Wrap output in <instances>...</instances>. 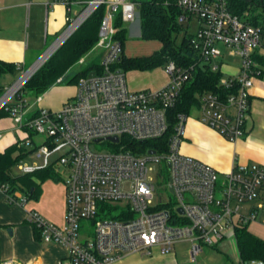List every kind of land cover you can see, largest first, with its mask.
I'll list each match as a JSON object with an SVG mask.
<instances>
[{
    "label": "built area",
    "instance_id": "obj_1",
    "mask_svg": "<svg viewBox=\"0 0 264 264\" xmlns=\"http://www.w3.org/2000/svg\"><path fill=\"white\" fill-rule=\"evenodd\" d=\"M60 2L68 11L70 25L66 34L73 27L75 31L98 7L105 6L97 43L102 50L100 66L79 79L76 95L60 110L40 109L35 117L24 122L18 117L24 108L23 99L9 109L11 116L18 118L19 131L27 128L45 137L41 143L28 135L21 137L19 146L31 150L25 158L34 153L41 164L25 163L24 158L17 164V171L31 173L54 165L59 173L65 174V224L59 226L37 211L28 212V220L45 242L67 250V257L55 264H114L132 253L151 256L155 247L169 253L180 242L191 244L190 256L195 261L203 246L215 247L226 237H235L237 227L252 222L264 224V165L236 163L230 172L221 175L210 165L180 152L185 124L193 109L198 110L202 124L228 141L235 142L245 136L251 89L255 77L262 73L256 55L264 48V28L232 14L225 0H176L183 10L180 23H189L194 18L200 22L192 40L200 55L199 62L220 70L217 60L222 56L220 45H223L230 49L231 55L241 58V65L238 74L223 76L220 81L229 93L202 94L198 106L190 113H178L173 132L163 143L171 128L168 112L192 77L191 69L170 61L165 68L169 75L165 86L130 89L127 72L115 68L124 49L115 37L114 20L118 13L127 25L138 20L137 4L132 0H96L90 5L92 11L84 10L74 18V0ZM124 135L138 141L161 139L157 145L159 151L150 149L138 154L122 147L112 152L92 149L94 143L118 144ZM113 136L119 141L106 140ZM97 139L102 140L96 142ZM165 164L169 182L164 186L172 188L175 203L162 195L156 199L152 172L158 166L157 175L164 179ZM221 177L224 179L219 183ZM0 190L8 203L26 204L24 195H11L5 186H0ZM106 204L120 209L110 210ZM82 220L92 221L94 227L93 236L83 242L79 234ZM240 264L263 263L251 260Z\"/></svg>",
    "mask_w": 264,
    "mask_h": 264
},
{
    "label": "crops",
    "instance_id": "obj_2",
    "mask_svg": "<svg viewBox=\"0 0 264 264\" xmlns=\"http://www.w3.org/2000/svg\"><path fill=\"white\" fill-rule=\"evenodd\" d=\"M88 1L91 0H74L72 16L77 14V10L85 6ZM67 18L66 5L60 0H0V60L23 68L37 58L49 40L53 42V45L66 31L69 25ZM137 23L138 26L135 29L130 28V31L141 37L139 20ZM127 28L129 30V25ZM256 61L262 73L255 77L254 86L251 89L250 111L244 137L235 142L228 141L218 132L202 124L198 118H189L185 124L180 152L210 165L221 175L230 172L236 163L264 165V48L257 52ZM222 64L223 62H220V70L227 76L238 74L241 65L240 63L238 68L231 71ZM157 69L162 67L153 69L158 71L155 73V76L159 75L158 80H146L147 76H154L152 70H148L151 73L140 70L128 71L127 74L132 73L131 79L138 80L133 90L159 89L165 86L169 77L165 73L164 78H160L162 71ZM74 95L75 91L72 89L64 94L59 104L51 106L56 111L60 110L66 100L73 98ZM42 108L53 110L48 107ZM12 131L16 133V139L12 138ZM0 132L4 134L0 137V151L15 143L18 138L25 136L21 130H18V126L14 127L11 120L7 118L0 119ZM43 184L39 198L34 199L36 202L31 205H29L31 199H28L26 204L8 203L5 194L0 190V264L11 261L16 264H55L58 260L67 257L68 252L64 247L45 242L28 220V212L31 210L37 211L54 224L61 222L65 216V185L57 190L56 204L59 211L51 212L43 209L38 203L45 191ZM63 222L65 224L64 220ZM252 223L264 226L261 222ZM255 235L264 239V233ZM190 249L189 242H180L169 253L164 254L155 247L151 256L132 253L118 259L114 264H212L213 259L217 264H240L241 262L238 245L233 235L226 237L215 247L203 246L195 261L191 260ZM216 251L222 253L224 257L221 258L222 260L216 257Z\"/></svg>",
    "mask_w": 264,
    "mask_h": 264
},
{
    "label": "trees",
    "instance_id": "obj_3",
    "mask_svg": "<svg viewBox=\"0 0 264 264\" xmlns=\"http://www.w3.org/2000/svg\"><path fill=\"white\" fill-rule=\"evenodd\" d=\"M137 4L138 20L141 29V39L155 40L161 43V48L149 56H127L124 52L115 64V68L123 71H148L159 67H165L170 61L175 62L183 69H191L192 77L186 82L180 92L177 104L168 112L171 123L170 131L163 138L166 143L176 117L180 112L190 113L193 107L199 104V98L207 92L227 95V91L221 86L220 81L224 74L220 70H213L210 64L200 63L198 50L193 46L194 34H189L179 17L183 14L182 8L176 0H132ZM228 10L242 20L259 25L264 28V0H225ZM105 14V6L102 5L93 11L89 17L72 33V35L53 53V55L31 76V78L19 89L14 98L0 109V118L10 116L9 109L13 103L23 99L27 91L37 96L44 94L50 88L62 80L68 71L87 53L97 47L99 30ZM114 26L117 30L116 38L122 42L123 49L127 39L128 28L118 13ZM184 32L178 42L177 35ZM99 63L93 61L80 72L68 79V83L75 84L78 79L87 76L91 69L98 68ZM193 67V68H192ZM20 69L14 63L0 60V79L4 75L15 74ZM4 87L0 85V98ZM39 110L32 115V118ZM29 134V135H28ZM31 138L34 132L29 131ZM161 139L138 141L129 136H122L116 145V151L121 147L131 153H146L150 149H156ZM22 138L0 151V186L7 187V193L17 196L24 195L28 199L39 198L42 184L47 180H58L59 172L54 165L36 170L31 173H15L17 164L23 160L31 150L19 146ZM109 144H112L108 142ZM163 150L166 149L164 146ZM110 210L117 209V205L106 204ZM119 218L120 216H114ZM235 239L238 245L241 262L251 260L261 261L264 264V239L249 231L248 226H240L235 230Z\"/></svg>",
    "mask_w": 264,
    "mask_h": 264
},
{
    "label": "rangeland",
    "instance_id": "obj_4",
    "mask_svg": "<svg viewBox=\"0 0 264 264\" xmlns=\"http://www.w3.org/2000/svg\"><path fill=\"white\" fill-rule=\"evenodd\" d=\"M88 5H89V1L87 2V4L85 6H83L80 9H78L77 10L78 11L77 15L75 14L76 16L74 15L73 17L77 18V16H79L88 7ZM121 9L122 8L120 7L118 11L120 12ZM69 25L67 26V28L69 27ZM128 25H129V30H128L127 39H126L125 46H124V53L126 55H129V56H147V55H151L155 50L160 49L161 44L158 41H155V40H144V39H141L140 36H137V35L131 33L130 28L135 29L138 26L137 21L136 22H132V23H130ZM184 27L187 29V32L189 34H196L198 32V30H199L200 22L194 18V19L190 20L189 23L185 22L184 23ZM183 35H184L183 31L178 33V35H177V41L178 42L182 39ZM52 43L53 42L51 40H49L47 46H45L42 49V51L37 56V58H35V60H33L32 62H29L28 64H26V66H24L23 68H20V70L17 73L8 74V75H4V76L1 77L0 85H2L4 87L3 95L5 93H7L19 81V79H21L23 77V75L30 69V67L49 48H51L50 46L52 45ZM220 49L222 51V56L219 57V59L217 61L218 62H223L222 65H224L225 68L228 69V70L230 69L232 71L233 69L238 68V66L241 63V58L238 55H230V53H231L230 49L227 48V47H224L223 45H220ZM101 51L102 50L100 48L95 47L94 50H92L91 52H89L85 56H83L68 71L67 75L62 80H60L55 86L50 88L44 94H42L40 96H37V95H35L32 92H29V91L25 92L23 94L24 108H23L22 112L18 115V117L21 118L22 120H24V122H26L27 120L31 119L32 115H34V113L36 111H38L39 109H41L42 107H48V108L53 109V111H56L55 108H53V106H56L57 104H59L61 102V100H62V98H63L65 93H68L72 89L75 91V95L77 93V86L75 84L78 83V81H79V79L81 77L78 79L77 83H75V84L68 83L67 82L68 79L71 78L76 73L80 72L82 69H84L88 64L92 63L93 61H95L96 63L100 64L101 63V59H102L101 58V56H102V52ZM165 68H166V66L162 67V69H157V70H161L162 71L160 78H164L165 75H163V74H165V73L169 77V75L166 72ZM152 72H153L152 74H154V76L153 75L147 76L146 80H150V79L158 80L159 79V75L158 74L155 76V73H157L158 71H153L152 70ZM149 73H151V72H149ZM131 74L132 73L129 72L127 74V78H128V85H129L130 89L133 90V87L135 86V84H137L138 80L131 79L132 78ZM224 76L227 77L226 74ZM133 81H135V82H133ZM149 87H152V86H149ZM16 91H18V89ZM14 94H12V96ZM42 98H43V101L41 102ZM68 100H70V99H68ZM68 100H66V102ZM51 105H53V106H51ZM42 109H45V108H42ZM198 117H199L198 110L197 109H193L192 112L190 113V117L189 118H198ZM3 118H7V119L11 120L12 125L14 127L18 126V124L16 122V121H18V118H13L11 115L3 117ZM0 119H2V118H0ZM13 131L11 132V136H12V138L13 137L15 138V134L16 133H14ZM29 131H30L29 129L23 128V130L21 132L24 135H27L26 133H28ZM2 136H4V134H2L0 132V137H2ZM33 139L35 140V142L41 143V142L44 141L45 137L42 136V135L34 134ZM116 148H117L116 145L109 144L108 142L94 143L92 145V149L95 150V151H99V152H112V151H116ZM33 161L38 163V164H41V161L35 157L34 153L29 155L27 158H25V163L32 164ZM164 170H165V178L164 179H160L159 175H157L158 171H160L158 166H156V171L152 172L155 175V183H156V186H157L156 199L160 195H162L167 201L171 200L172 203H175L176 198H175L174 194L172 192H170L169 187L165 188V186H164V185L168 184V182H169V170H168L167 164H165V169ZM14 171H15V173H19L17 171V168H15ZM59 174H60V178L57 181L50 179V180H47V181L44 182L43 189L45 191H44V194L41 197V199H39V201H38V203L40 204V206L43 209L49 210L51 212H58L59 211V208H58V206L56 204L57 190H58V188H61L62 186L65 185L64 184L65 174L63 172H60ZM223 179L224 178L221 177L219 183ZM128 188H129V186H126V190H128ZM35 202L36 201L34 199H31V200H29V203H30L29 205H31L32 203H35ZM119 209H120V207H119ZM119 209H116V212L119 211ZM64 215H65V213H64ZM41 216H43V215H41ZM63 220L65 221V216H63ZM63 220L61 222H57L56 225L63 226L64 225ZM47 221H49V220H47ZM51 223H53V222H51ZM248 229H249V231L254 232L255 234L264 233V226H262V225H260L258 223H251L249 225ZM93 232H94V227L92 225V221H90V220H82L80 222V229H79L80 241L83 242L87 238L92 237L93 236ZM184 248H187V246H184ZM216 257L218 259H220V260H222L221 258H224L222 253L221 252H217V251H216ZM214 263H216V261L213 259L212 260V264H214Z\"/></svg>",
    "mask_w": 264,
    "mask_h": 264
},
{
    "label": "bare ground",
    "instance_id": "obj_5",
    "mask_svg": "<svg viewBox=\"0 0 264 264\" xmlns=\"http://www.w3.org/2000/svg\"><path fill=\"white\" fill-rule=\"evenodd\" d=\"M73 29L74 27L69 32L73 31ZM69 32L53 47H51L50 50L46 54H44V56L40 58L32 67H30V69L23 75V77L19 79V81L0 99V108L11 98L12 94H14L17 89L19 90V88L22 87V85L32 75V73H34L36 69H38L48 59V57L54 52L58 45L67 37V35H69Z\"/></svg>",
    "mask_w": 264,
    "mask_h": 264
},
{
    "label": "water",
    "instance_id": "obj_6",
    "mask_svg": "<svg viewBox=\"0 0 264 264\" xmlns=\"http://www.w3.org/2000/svg\"><path fill=\"white\" fill-rule=\"evenodd\" d=\"M95 1H96V0H92L91 3L95 2ZM91 3L88 5V7L85 9V11H86V10H91V11H92V9H90V7H91V6H90ZM91 11H90V12H91ZM88 16H89V15H88ZM88 16L82 21V23L88 18ZM136 21H138V20H136ZM82 23H81V24H82ZM81 24H80V25H81ZM80 25H79V26H80ZM79 26H78V27H79ZM73 32H74V31H73ZM73 32H72V33H73ZM72 33H70L69 35H67V37H66V38H65V39H64V40L58 45V47L54 50V52H55V51H56V50H57V49H58V48H59V47H60V46H61V45H62V44H63V43H64V42H65V41L71 36V35H72ZM65 35H66V31H65V32H64V33H63V34L57 39V41L53 44V46H54L59 40H61ZM53 46H51V47H53ZM49 50H50V48H49L44 54H46ZM54 52H53V53H54ZM53 53L48 57V59L53 55ZM44 54H43L40 58H42V57L44 56ZM40 58H39V59H40ZM39 59H38V60H39ZM48 59H47V60H48ZM38 60H37V61H38ZM47 60H46V61H47ZM37 61H36V62H37ZM46 61H45V62H46ZM36 62H35V63H36ZM45 62H44V63H45ZM35 63H34V64H35ZM44 63H43V64H44ZM34 64H33V65H34ZM43 64H42V65H43ZM33 65H32V66H33ZM42 65H41V66H42ZM32 66H31V67H32ZM41 66H40V67H41ZM40 67H39V68H40ZM39 68H38V69H39ZM38 69H36V71H37ZM36 71H35V72H36ZM35 72H34V73H35ZM34 73H32V75H33ZM32 75H31V76H32ZM90 75H92V74H90ZM31 76L25 81V83L31 78ZM25 83H24V84H25ZM5 94H6V93H5ZM5 94H4V95H5ZM4 95H3V96H4ZM3 96H2V97H3ZM2 97H1V98H2ZM1 98H0V99H1ZM0 109H1V108H0ZM101 140H102V139H97L96 142H99V141H101ZM106 140H109V141H111V142H118V141H119V138H118L117 136H113V137H108V138H106ZM150 153L153 154L154 151L151 150ZM170 190H172V188H170ZM179 212H180V213H183L182 209H179ZM9 231L11 232V230H9Z\"/></svg>",
    "mask_w": 264,
    "mask_h": 264
}]
</instances>
